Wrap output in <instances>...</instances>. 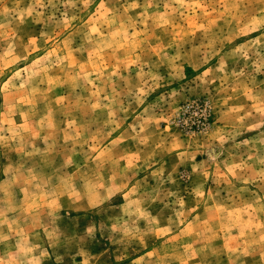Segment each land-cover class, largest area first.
Instances as JSON below:
<instances>
[{
  "label": "clouds",
  "instance_id": "clouds-1",
  "mask_svg": "<svg viewBox=\"0 0 264 264\" xmlns=\"http://www.w3.org/2000/svg\"><path fill=\"white\" fill-rule=\"evenodd\" d=\"M0 264H264V0H0Z\"/></svg>",
  "mask_w": 264,
  "mask_h": 264
},
{
  "label": "rangeland",
  "instance_id": "rangeland-1",
  "mask_svg": "<svg viewBox=\"0 0 264 264\" xmlns=\"http://www.w3.org/2000/svg\"><path fill=\"white\" fill-rule=\"evenodd\" d=\"M196 112H197V108H196L195 104H193L191 107H186V111H185V113L182 114L181 119L186 118L188 116H192V118L195 119L196 117H195L194 113H196Z\"/></svg>",
  "mask_w": 264,
  "mask_h": 264
}]
</instances>
